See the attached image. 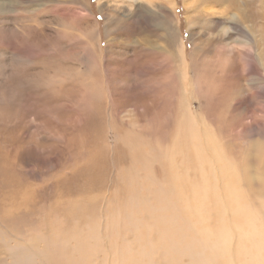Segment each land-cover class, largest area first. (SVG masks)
<instances>
[{
	"label": "rangeland",
	"instance_id": "obj_1",
	"mask_svg": "<svg viewBox=\"0 0 264 264\" xmlns=\"http://www.w3.org/2000/svg\"><path fill=\"white\" fill-rule=\"evenodd\" d=\"M263 231L264 0H0V264H264Z\"/></svg>",
	"mask_w": 264,
	"mask_h": 264
},
{
	"label": "bare ground",
	"instance_id": "obj_2",
	"mask_svg": "<svg viewBox=\"0 0 264 264\" xmlns=\"http://www.w3.org/2000/svg\"><path fill=\"white\" fill-rule=\"evenodd\" d=\"M197 130H198V129H197ZM198 132H199V131H198ZM194 133H195V132H194ZM198 137H199V136H198ZM192 142H194V141H192ZM207 145H208V144H207ZM192 147H193V146H192ZM199 150L201 151V148H200ZM202 150H203V149H202ZM195 151H196V150H195ZM193 153H194V152H193ZM170 155H171V154H170ZM196 157H198V156H196ZM217 164H218V163H217ZM217 166H218V165H217ZM208 189H209V188H208ZM208 194H209V193H208ZM246 211H247V210H246ZM242 212H243V211H242ZM237 225H238V224H237ZM249 226H250V225H249ZM241 227H242V226H241ZM241 227H240V228H241ZM244 227H245V226H244ZM250 227H251V226H250ZM250 227H249L247 230H250ZM251 230H252V229H251ZM55 231H56V230H55ZM252 232H253V231H252ZM263 232H264V231H263ZM216 233H217V232H216ZM252 237H253V236H252ZM54 238H55V237H54ZM56 238H57V237H56ZM56 238H55V239H56ZM59 238H60V237H58L57 240H58ZM217 238H218V237H217ZM245 238H246V237H245ZM249 238H250V237H249ZM253 238H254V237H253ZM55 239H54V240H55ZM214 239H215V238H214ZM212 240H213V239H212ZM218 240H219V239H218ZM228 240H229V239H228ZM251 241H252V240H251ZM56 242H58V241H56ZM210 242H211V241H210ZM226 242H227V241H226ZM67 243H68V242H67ZM214 243H215V242H214ZM216 243H217V242H216ZM57 244H58V243H57ZM59 244H61V243H59ZM9 245H10V244H9ZM66 245H67V244H66ZM3 246H4V245H3ZM61 246H64V245L61 244ZM214 246H215V245H214ZM14 247H15V246H14ZM40 247H41V246H40ZM54 247H58V245H55ZM217 247H218V246H217ZM219 247H221V246H219ZM1 248H2V247H1ZM33 248H34V247H33ZM37 248H38V246H37ZM52 248H53V246H51L50 250H53ZM5 249H6V248H5ZM5 249H4V250H5ZM35 249H36V248H35ZM40 250H41V252H43L41 248H40ZM54 250H55V249H54ZM249 250H250V249H249ZM6 251H7V250H6ZM26 251H27V249H26ZM46 251H47V250H46ZM56 251H57V250H56ZM250 251H252V250H250ZM237 252H238V251H237ZM37 254H38V253H37ZM218 254H219V253H218ZM21 255H22V257H25L27 254H26V253H25V254L22 253ZM52 255H53V254H52ZM250 255H251V254H250ZM5 256H6V255H5ZM47 256H50V255H47ZM50 257H51V256H50ZM52 257H53V256H52ZM52 257H51V259H52ZM44 259H45V258H44ZM47 259H48V258H46V260H47ZM49 259H50V258H49ZM57 259H59V258H57ZM62 259H63V258L59 259V262H58V261H57V262L60 263V260H61V262H62V261L64 260V259H63V260H62ZM67 259H69V258H67ZM47 261H48V260H47ZM49 261H50V260H49ZM51 261H52V260H51ZM64 261H65V260H64ZM53 262H54V261H53ZM48 263H49V262H48ZM54 263H55V262H54ZM54 263H53V264H54ZM71 263H72V262H71ZM263 263H264V262H263Z\"/></svg>",
	"mask_w": 264,
	"mask_h": 264
}]
</instances>
